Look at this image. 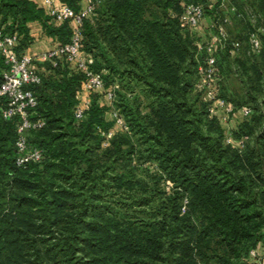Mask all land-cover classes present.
Returning a JSON list of instances; mask_svg holds the SVG:
<instances>
[{
  "label": "trees",
  "instance_id": "1",
  "mask_svg": "<svg viewBox=\"0 0 264 264\" xmlns=\"http://www.w3.org/2000/svg\"><path fill=\"white\" fill-rule=\"evenodd\" d=\"M55 1L75 14L83 9L82 0ZM206 3L101 0L82 19L80 56L128 128L104 149L109 107L96 90H83L86 74L64 57L41 63L43 73L33 68L40 83L27 88L36 100L28 121L43 123L26 131V146L40 150L38 161L17 164L21 120L3 118L0 98V264H247L264 229V48L250 67L230 54L233 41L219 48L235 59L245 87L249 117L233 137L248 143L238 151L224 145L218 119L196 99L204 44L195 34L202 22L180 27L185 5H201L205 15ZM31 22L60 46L78 28L73 20L48 25L30 0H0V31L19 37L17 55L31 42ZM223 61L215 59V82L226 70ZM4 69L0 58V82ZM81 90L87 94L76 100ZM119 168L123 176L107 177ZM161 181L173 186L165 199ZM129 211H137L135 222Z\"/></svg>",
  "mask_w": 264,
  "mask_h": 264
},
{
  "label": "built area",
  "instance_id": "2",
  "mask_svg": "<svg viewBox=\"0 0 264 264\" xmlns=\"http://www.w3.org/2000/svg\"><path fill=\"white\" fill-rule=\"evenodd\" d=\"M48 8V18L50 23H63L73 20L78 26L73 30L70 42L64 46H58L54 50L46 52L39 56L41 63L52 62L57 57H64L66 62L74 65L77 70L83 72L87 76V81L83 85V89L100 90L103 88L102 79L98 75H91L87 72L88 62L80 56V41L81 32L79 27L82 19L90 16L94 7L101 0H85L86 7L79 14H75L73 10L66 6L56 5L55 0H44ZM207 2L220 3V0H207ZM204 20V10L201 5L187 4L184 7V12L180 18L181 29L197 27ZM225 36L222 35V38ZM19 37L16 34H4L0 31V55L3 58L5 69L2 73L0 82V98L5 100V107L2 111V116L5 119L19 117L21 125L18 128V152L20 158L18 162L25 164L30 161H38L40 153L38 151L30 152L27 150L26 141L23 137L24 132L28 129L40 128L43 123L32 125L28 121V110L35 108L36 100L33 93L27 88L31 85L40 83L39 76L33 70L34 59L27 55H17L16 48L19 45ZM250 50L253 55H259L262 50V30L254 29L248 36ZM208 55L206 58L205 67L199 71V78L196 82V90L205 94L209 102L212 103L210 114L213 116L219 112V119L223 123H228L233 116V108L223 99L219 98L215 90V77L217 71L214 67V53L217 50L215 41L204 44L200 49ZM239 51V44L233 43L230 54H236ZM108 100H112L113 94H107ZM89 103L85 102L75 111V119L80 120L84 112L88 109ZM217 110V112H215ZM244 120L249 117L248 110H243ZM118 123H121L119 120ZM229 142V141H228ZM249 255L254 256L255 252Z\"/></svg>",
  "mask_w": 264,
  "mask_h": 264
},
{
  "label": "rangeland",
  "instance_id": "3",
  "mask_svg": "<svg viewBox=\"0 0 264 264\" xmlns=\"http://www.w3.org/2000/svg\"><path fill=\"white\" fill-rule=\"evenodd\" d=\"M220 3L212 2L209 3L206 0L205 4V15L204 20L202 21L201 27L197 29L196 39L199 43L202 42V44H207L209 42L215 41L217 46V52L214 53V58L218 61H223V63H226V67L224 68L223 72L218 71V78L215 82V90L216 93L219 96L221 94L224 96V101L227 102L232 108H233V116L230 118L228 123H223L219 119V112L217 110L215 112V115L213 117H216L218 119L219 127L221 128L223 132V142L225 146H229L235 150H242L244 145L248 143L247 138L243 139H235L233 137V132H236L238 129V126L241 123H235L231 124V122L234 120V114L239 113L241 114L239 120L242 122L244 120L242 114L243 110H248L245 106L246 102V95H245V87L243 83L241 82L242 73H238L235 69V59L232 57H229L224 51L223 48L219 49L220 46L222 47L223 42L226 40H231L234 43L239 44V51L236 52V55L239 59V62L243 63L246 67H250L252 64L258 62L260 58H258L256 55H253L249 42H248V36L254 29H261L262 30V46L264 48V0H220ZM222 35L225 37L222 38ZM198 38V39H197ZM204 46V45H203ZM203 54H199V65L197 68V73L195 75L194 79V86H196V82L199 78V71L205 67L206 58H208V55L205 51H200ZM0 58L1 55H0ZM203 59V62H202ZM223 59V60H222ZM202 63H201V62ZM112 89H115V86L112 87ZM85 92L87 90L83 89ZM195 94L196 99L198 103L203 104L206 106V111L210 116V108L212 107V103L209 102V100L206 98L205 94L198 92L195 87ZM87 93H83L81 90L78 95H76V100L82 99L85 97ZM96 98L99 100L100 104L102 106H108L109 111L107 112L105 119L106 121L112 123V126L106 133H101V136L104 138V140L101 143V148L104 149L108 146L109 140L111 138L119 133H125L128 131L127 125L125 124L123 118L120 116L118 110L113 105V101H104V93L103 90H96L95 91ZM93 93L91 94V98L93 97ZM211 118V117H210ZM120 121L121 123H118L117 121ZM238 122V121H237ZM18 133V130H17ZM24 139L27 140L28 134L27 132H24L23 134ZM229 141V142H228ZM18 139L15 143L16 152L18 155V160L20 158V153L18 152ZM27 150L30 152H33L34 150L40 151L37 148H34L32 146H27ZM17 164L20 166V164L17 161ZM134 165V164H133ZM142 169H147L149 174H156V169L153 166L145 165ZM140 172V170H139ZM107 177L112 178L116 176H123L121 175V169L119 168L116 172H108L106 173ZM137 179L143 178L142 173H137ZM114 182L112 181L110 183V187L113 188ZM158 187L162 191V197L165 199L172 195L173 193V186L165 181H161L158 185ZM112 190V189H111ZM112 194H114V191L112 190ZM119 196V195H118ZM123 198V197H121ZM116 197H114V200ZM105 200H108L107 198ZM187 204V199H182V213L185 211V206ZM113 210L116 212H120V207L116 206L115 203H113ZM137 211H129V221L135 222V213ZM127 218V220H128ZM260 239L257 241V244L254 248H252L249 252H255L254 256L248 255L245 258V261L247 264H264V229L261 230V234L258 236ZM185 261V260H184Z\"/></svg>",
  "mask_w": 264,
  "mask_h": 264
},
{
  "label": "crops",
  "instance_id": "4",
  "mask_svg": "<svg viewBox=\"0 0 264 264\" xmlns=\"http://www.w3.org/2000/svg\"><path fill=\"white\" fill-rule=\"evenodd\" d=\"M33 2L37 9L42 10L44 12V15L48 16V8L45 5L44 0H30ZM56 5H60L59 2L55 1ZM82 8L86 7V1L82 0L80 3ZM48 25L52 27H58L59 24L56 23H50L48 22ZM74 25L72 24V28ZM28 28V36L31 39L30 44L24 49V55H27L29 57H32L34 59V65L33 68L36 69L38 73H43L44 70L41 68V62L39 60V56L42 54L49 52L51 50H54L56 47L59 46V42L55 37H51L47 35L46 30L42 27V25L38 22H31L27 24ZM241 114L236 113L234 114V120L231 122V124L241 123L239 120ZM241 119V118H240ZM238 121V122H237Z\"/></svg>",
  "mask_w": 264,
  "mask_h": 264
}]
</instances>
